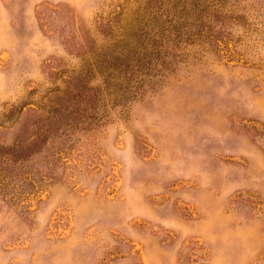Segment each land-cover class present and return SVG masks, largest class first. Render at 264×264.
<instances>
[{
  "label": "rangeland",
  "instance_id": "obj_1",
  "mask_svg": "<svg viewBox=\"0 0 264 264\" xmlns=\"http://www.w3.org/2000/svg\"><path fill=\"white\" fill-rule=\"evenodd\" d=\"M0 264H264V0H0Z\"/></svg>",
  "mask_w": 264,
  "mask_h": 264
}]
</instances>
